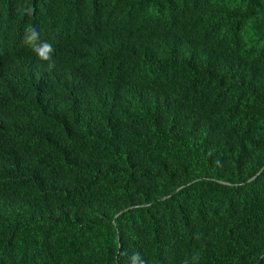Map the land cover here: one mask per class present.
Wrapping results in <instances>:
<instances>
[{
	"label": "trees",
	"instance_id": "1",
	"mask_svg": "<svg viewBox=\"0 0 264 264\" xmlns=\"http://www.w3.org/2000/svg\"><path fill=\"white\" fill-rule=\"evenodd\" d=\"M136 253L264 264V0H0V264Z\"/></svg>",
	"mask_w": 264,
	"mask_h": 264
},
{
	"label": "clouds",
	"instance_id": "2",
	"mask_svg": "<svg viewBox=\"0 0 264 264\" xmlns=\"http://www.w3.org/2000/svg\"><path fill=\"white\" fill-rule=\"evenodd\" d=\"M39 33L34 27H30L26 30L23 42L29 46L32 52L35 54L38 60L46 62L48 68L51 69L55 66L54 60V47L50 42L38 43ZM132 264H143V261L140 258L138 253L133 254L131 257Z\"/></svg>",
	"mask_w": 264,
	"mask_h": 264
}]
</instances>
